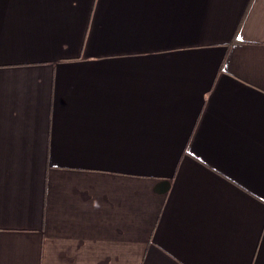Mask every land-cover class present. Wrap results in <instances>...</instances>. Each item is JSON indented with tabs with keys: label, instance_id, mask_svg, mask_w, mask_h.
Listing matches in <instances>:
<instances>
[{
	"label": "crops",
	"instance_id": "0c3cea01",
	"mask_svg": "<svg viewBox=\"0 0 264 264\" xmlns=\"http://www.w3.org/2000/svg\"><path fill=\"white\" fill-rule=\"evenodd\" d=\"M0 264H264V0H0Z\"/></svg>",
	"mask_w": 264,
	"mask_h": 264
}]
</instances>
